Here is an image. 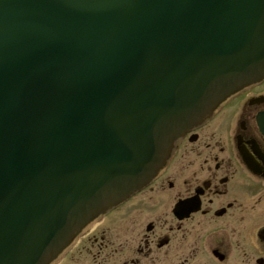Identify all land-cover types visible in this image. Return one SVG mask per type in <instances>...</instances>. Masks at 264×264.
Returning a JSON list of instances; mask_svg holds the SVG:
<instances>
[{
  "label": "water",
  "instance_id": "obj_1",
  "mask_svg": "<svg viewBox=\"0 0 264 264\" xmlns=\"http://www.w3.org/2000/svg\"><path fill=\"white\" fill-rule=\"evenodd\" d=\"M263 79L264 0H0V264H50Z\"/></svg>",
  "mask_w": 264,
  "mask_h": 264
},
{
  "label": "flooded vegetation",
  "instance_id": "obj_2",
  "mask_svg": "<svg viewBox=\"0 0 264 264\" xmlns=\"http://www.w3.org/2000/svg\"><path fill=\"white\" fill-rule=\"evenodd\" d=\"M79 244L78 264H264V82L188 133Z\"/></svg>",
  "mask_w": 264,
  "mask_h": 264
},
{
  "label": "rangeland",
  "instance_id": "obj_3",
  "mask_svg": "<svg viewBox=\"0 0 264 264\" xmlns=\"http://www.w3.org/2000/svg\"><path fill=\"white\" fill-rule=\"evenodd\" d=\"M95 233V232H93ZM92 237L88 238L87 240H82L83 241V246H86L89 249V243L91 242ZM80 244L77 246V248H73L71 255L68 257L67 262H62L61 264H78V253L80 251V248H78ZM82 246V244H81ZM95 251H91L92 254H94ZM92 259V255L89 257ZM58 261H56L57 263Z\"/></svg>",
  "mask_w": 264,
  "mask_h": 264
}]
</instances>
